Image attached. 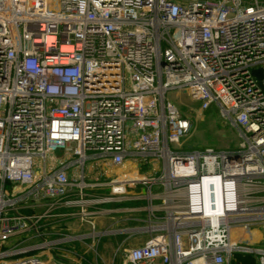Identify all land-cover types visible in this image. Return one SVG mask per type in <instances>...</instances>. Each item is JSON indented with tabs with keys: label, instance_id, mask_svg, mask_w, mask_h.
Listing matches in <instances>:
<instances>
[{
	"label": "built area",
	"instance_id": "1",
	"mask_svg": "<svg viewBox=\"0 0 264 264\" xmlns=\"http://www.w3.org/2000/svg\"><path fill=\"white\" fill-rule=\"evenodd\" d=\"M259 69L264 0H0V264H92L109 236L111 264H264ZM171 91L218 106L237 148L183 146ZM95 159L116 172L87 180Z\"/></svg>",
	"mask_w": 264,
	"mask_h": 264
},
{
	"label": "rangeland",
	"instance_id": "2",
	"mask_svg": "<svg viewBox=\"0 0 264 264\" xmlns=\"http://www.w3.org/2000/svg\"><path fill=\"white\" fill-rule=\"evenodd\" d=\"M166 100L174 104L183 115L187 116V118L189 116L193 120L192 131L186 139L182 140L183 146L193 149L211 147L224 151L234 150L237 148L240 142L237 131L231 126L227 119L221 117L218 106L211 105L207 110L201 111L199 110V104L197 102L191 101L188 96H185L183 93L178 91L168 92L166 94ZM51 160L52 164H49V167L59 165L60 158H48L46 159V162L49 163ZM107 165L109 166L110 163H104L103 161H100V159L86 162L84 171L87 174V180L105 179L108 174L106 168ZM73 170L75 171L77 168H73ZM160 172L161 166L160 163L157 162L155 163V170L152 174L157 175ZM129 206H134V204H129ZM122 238V236H117L111 237L110 239L114 240V242L115 240L120 242ZM66 247L72 251H83L79 245H69ZM115 247L116 245L114 248ZM111 251L102 255L101 249L99 248V252L102 257L105 260L108 259L107 261H104V264H111ZM87 258L92 264H102L101 261H99L100 259L93 253H88ZM114 264H120L119 256L116 258V262Z\"/></svg>",
	"mask_w": 264,
	"mask_h": 264
},
{
	"label": "crops",
	"instance_id": "3",
	"mask_svg": "<svg viewBox=\"0 0 264 264\" xmlns=\"http://www.w3.org/2000/svg\"><path fill=\"white\" fill-rule=\"evenodd\" d=\"M186 116V115H185ZM187 117V116H186ZM188 118L190 119V121L192 122L193 124V120L191 117L188 116ZM107 168V173L108 174H112L114 172H116L115 170L109 168V166L106 167ZM103 170V168H102ZM114 207H117V206H114ZM137 216L139 217H143V214H137ZM114 218L118 221L120 219V215L117 214L114 216ZM110 218H101L99 219L96 223H97V228L98 229H103V228H106L108 227L110 224ZM121 222H119L118 224H116L114 226L115 229H119L122 227V225L120 224ZM135 225L134 223H128L127 226H133ZM61 229L63 232L65 233H68L69 235H81V234H85L88 232L87 228L85 227H80L76 222H66L65 225H61ZM256 235L255 237L258 238L259 234L261 235V233L258 231L255 232ZM112 236H109V237H104V238H101L98 242V245H97V250H98V255H99V261H101L102 264H104L105 262L104 261H107L108 259H104L102 257V255H104L106 252H111L113 253L115 248L114 246L118 244V241L115 240H111ZM146 239V237L144 235H138V236H135L134 238H131L129 240V242L126 243V246L127 247H132V246H136V245H139L141 243H143V241ZM264 243V242H263ZM262 243V244H263ZM99 248L101 249V254L99 252ZM89 261V260H88ZM232 264H257V261L254 257L252 256H249V255H236Z\"/></svg>",
	"mask_w": 264,
	"mask_h": 264
},
{
	"label": "water",
	"instance_id": "4",
	"mask_svg": "<svg viewBox=\"0 0 264 264\" xmlns=\"http://www.w3.org/2000/svg\"><path fill=\"white\" fill-rule=\"evenodd\" d=\"M253 75L256 77L257 81H258V86L260 89L264 90V85L262 83V80H263V74H262V71L261 69L259 70H254L253 71Z\"/></svg>",
	"mask_w": 264,
	"mask_h": 264
}]
</instances>
